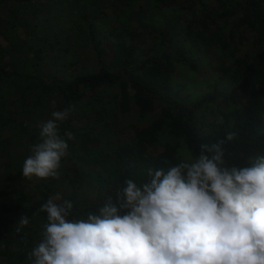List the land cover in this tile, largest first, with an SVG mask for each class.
Listing matches in <instances>:
<instances>
[{
  "label": "trees",
  "instance_id": "trees-1",
  "mask_svg": "<svg viewBox=\"0 0 264 264\" xmlns=\"http://www.w3.org/2000/svg\"><path fill=\"white\" fill-rule=\"evenodd\" d=\"M36 1L0 0V264H30L46 223L39 210L56 194L73 203L69 219H86L99 214L108 197L115 200L127 180L147 182L149 168L167 170L198 156L201 144L225 140L228 166H248L264 155V0L84 6L66 36L92 47L97 67L89 70H81L76 57L64 60L63 48L77 51L60 46L59 34L45 33ZM231 20L237 35L221 27ZM246 43L251 51L241 55L237 44ZM210 50L224 59L211 72L210 60H200ZM200 63L208 72L204 91L189 92L193 81L177 83L174 76L199 72ZM237 97L234 107L230 100ZM223 101L229 106H220ZM66 108L60 133L74 139L58 175L23 177L42 123ZM134 112L139 122L131 121ZM230 131L237 136L227 142ZM22 215L29 224L17 231Z\"/></svg>",
  "mask_w": 264,
  "mask_h": 264
},
{
  "label": "clouds",
  "instance_id": "clouds-1",
  "mask_svg": "<svg viewBox=\"0 0 264 264\" xmlns=\"http://www.w3.org/2000/svg\"><path fill=\"white\" fill-rule=\"evenodd\" d=\"M70 111H53L42 123L23 177L58 175L74 139L60 133ZM236 136L228 132L227 142ZM225 142L201 144L198 156L167 170L149 168L140 185L127 180L86 219H69L73 203L56 194L39 210L46 223L30 264H264V155L228 166ZM28 224L22 215L16 230Z\"/></svg>",
  "mask_w": 264,
  "mask_h": 264
},
{
  "label": "rangeland",
  "instance_id": "rangeland-1",
  "mask_svg": "<svg viewBox=\"0 0 264 264\" xmlns=\"http://www.w3.org/2000/svg\"><path fill=\"white\" fill-rule=\"evenodd\" d=\"M72 1L73 0H55L52 2L50 0H45V2H41V0H37L36 5L37 6L40 5V3L42 5L40 21H45L46 23L45 26L49 28L48 30H44V29L43 30L46 31L45 33H49L50 35H52L53 33H55V35L59 34V38L62 40V42L59 44L60 46L67 47V48L68 47L73 48L75 49V51H77L75 54L72 55V53H70L65 48H63V50L61 51V55L62 57H64L65 61H69L70 59L71 61H75L74 58L76 57L80 59L79 65H80L81 70L96 69L97 67L96 66L97 64L96 55L92 51V47L87 43L79 44V46H77L72 40H70L68 36H66V34L71 31L74 21L80 18L81 14L85 12L86 9L83 8L84 6L89 8L92 5V3H99V1L101 0H77V6H76L77 8L74 5L70 6ZM144 1L145 0H141V2H144ZM209 3L214 7L217 4V0H209ZM66 10L72 14L71 17L70 16L68 17L69 13L66 12ZM37 20L39 21V18ZM236 24L237 22L234 20H231L228 22L222 21L221 27H223L224 32L226 34L235 32V34L237 35L238 32L236 31V26H235ZM36 34H39V33H36ZM179 37L181 38L182 36L179 35ZM237 48L239 49V52L241 55L251 51V47L249 46V43H246L245 45L237 44ZM202 58H203V61L205 59H209L210 62L212 63V70H210L209 72L222 66V63L224 62L223 57H217L213 50H210L207 53L203 54V57H201L200 60H202ZM200 64H201L200 71H199L200 73L199 72L193 73V72H190V70L188 69H184L179 77H177L176 75L174 76L175 81L177 83H186V84L192 83L193 81L194 85L191 86L190 89L188 86V91L189 92H196V91L203 92L204 87H202V82H203L202 80L206 78L208 72L206 71V69L202 68V63ZM195 79L199 81L196 84H195L196 82ZM238 100L240 101L241 99H239L238 97L237 99L233 98L230 100V104H233L234 107H237L239 105ZM220 104H221L220 106L222 107L229 106V103L226 104L225 101H223V103H220ZM134 115L135 116L133 119H131V121L139 122L138 113L134 112ZM130 130L127 129V132L132 133V131ZM19 163L20 162L16 161L14 165L16 164L19 165Z\"/></svg>",
  "mask_w": 264,
  "mask_h": 264
}]
</instances>
